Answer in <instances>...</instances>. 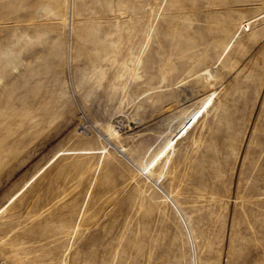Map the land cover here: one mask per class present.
Returning <instances> with one entry per match:
<instances>
[{
    "label": "rangeland",
    "instance_id": "1",
    "mask_svg": "<svg viewBox=\"0 0 264 264\" xmlns=\"http://www.w3.org/2000/svg\"><path fill=\"white\" fill-rule=\"evenodd\" d=\"M204 68L220 107L160 176ZM0 79V207L55 152L100 147L87 119L105 129L125 84L111 140L153 172L113 148L98 172V154L62 157L1 215L0 264H264V0H0Z\"/></svg>",
    "mask_w": 264,
    "mask_h": 264
},
{
    "label": "bare ground",
    "instance_id": "2",
    "mask_svg": "<svg viewBox=\"0 0 264 264\" xmlns=\"http://www.w3.org/2000/svg\"><path fill=\"white\" fill-rule=\"evenodd\" d=\"M67 20H69L68 16L63 17L64 23L68 22ZM70 22L73 26V19H71ZM148 37H149V34H148ZM141 58L142 57L139 55L134 56L130 59V65L124 66V69L129 73L131 79L139 78L136 72H137V68L141 64ZM70 61L72 62L71 56H70ZM11 73H19V66L16 64H12ZM191 78H192L191 84L193 85V88L196 90L194 91L196 95H198V93L200 92L202 93L206 89L209 90V94L202 97L200 100H198V103L200 104V106L197 107L193 112H191L187 116H184V118L180 122L177 123V128L170 132V138L169 140H167L164 147L160 151L155 153L154 158H153L154 160L153 167L157 166L160 168V176L166 175L167 177L168 174H170L171 177H174V169L176 167L175 164L177 163L179 158L184 157V149L183 148H182L183 150L181 149V145L183 141L188 138L191 132L195 131L194 129L198 126V124H200V122H201V128H200L201 129L200 135H201V132L203 131L204 127L209 126L211 123V120L210 121L208 120V116H210L211 112H213L212 116L214 117L217 110L220 107V102L217 100L218 93L213 90V86L217 80V74L211 71L209 68H204L194 73L191 76ZM1 80L2 79H0V81ZM185 81H188V80H185ZM181 83L182 84L176 86V94H175L176 103L180 101L179 98H181L180 94L182 93V92L181 93L178 92L179 91L178 89L185 82L182 81ZM126 87H127V84H125L121 89L114 88V92L118 94V97L113 106L114 113L110 115L105 129H102V127L100 126L99 123H97V121H94V120L92 121L90 119H87V125H89L92 128L96 141L99 142L100 147L68 148V149L65 148V149H61L55 152L54 155L38 171H36L29 179H27L23 183V185L13 195H11L7 199V201L0 207V217L42 176V174H44L59 159L65 156H87V155L98 154V161H97V165L95 168V172H98L100 168L102 167L106 156L111 154L109 149L113 148L115 153H117L120 157L128 161L132 166L136 167V170L139 172V175H145L147 179L153 182V179H152L153 172L148 171L145 174L144 170L141 167H137L136 164H134L132 160L128 157L126 153L127 150L123 147L116 146L111 140L113 136L119 133L117 130L118 123L116 122V120L118 119V117H120V114L123 112L122 105L126 99ZM64 93L67 94L66 92ZM73 95H72L73 97H78L77 92L73 93ZM174 120H171L169 118L166 119V127H167L166 130H168L169 126L173 123ZM82 130L83 132L81 133L92 135L85 126H82ZM103 143L105 145H103ZM169 168H170V171L168 170ZM95 180H96L95 178L92 179L89 184L85 198L83 200V203L73 223V227L71 228L70 238L72 237L74 238L76 233L80 230L82 221L84 219L85 208L87 206L88 200L94 188ZM171 181H173V179ZM154 186L155 184L152 185V187ZM167 197H170V194L169 195L167 194ZM71 246L72 245H70V247H67V249L63 253L64 255H67L69 253Z\"/></svg>",
    "mask_w": 264,
    "mask_h": 264
}]
</instances>
